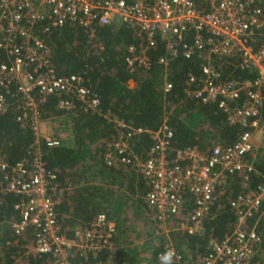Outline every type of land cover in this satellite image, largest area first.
I'll list each match as a JSON object with an SVG mask.
<instances>
[{
  "label": "built area",
  "instance_id": "obj_1",
  "mask_svg": "<svg viewBox=\"0 0 264 264\" xmlns=\"http://www.w3.org/2000/svg\"><path fill=\"white\" fill-rule=\"evenodd\" d=\"M113 22L132 26L141 37L139 43L125 46L123 60L130 69L149 67L148 50L156 38L163 44L157 62L164 77L168 59L178 51L184 57L193 51L204 53L199 73L189 74L184 91L201 102L213 101L229 124L242 127L236 141L211 144L207 151L173 147L165 117L153 130L135 126L101 109L99 97L81 74L59 75L52 70L49 46L42 35L48 25L76 24L91 34L95 25ZM227 56L237 57V65L248 69L251 76L223 78L213 61ZM169 87L170 82L164 80L163 91ZM8 95L17 102L15 119L32 135L23 158L12 164L0 159V187L15 196L12 208L18 214L9 226L16 235L30 233L29 240L9 254L13 264H29V258L42 254H48L52 264H71V252L85 255L112 246L113 225L103 212H97L86 226L74 228L70 236L57 230L55 173L42 161L40 147L57 145L71 136L40 131L46 118L39 105L51 95L59 109L92 110L111 122L114 132L101 160L106 165H128L143 179V200L155 220H168L187 194L190 208L177 224L188 233L199 232L218 186L231 173L251 169L255 132L264 136V121L258 117L264 106L262 0H0V112L6 108ZM142 131L151 137L144 157L133 150V138ZM263 201L264 185L231 197L234 220L230 232L210 242L200 263L253 264L258 235L253 227H245V221L262 212ZM167 248H174L176 260L180 258L173 243L164 241L154 253L158 263L159 254Z\"/></svg>",
  "mask_w": 264,
  "mask_h": 264
},
{
  "label": "trees",
  "instance_id": "obj_2",
  "mask_svg": "<svg viewBox=\"0 0 264 264\" xmlns=\"http://www.w3.org/2000/svg\"><path fill=\"white\" fill-rule=\"evenodd\" d=\"M264 9V0H262ZM49 46L48 59L52 70L59 75L79 73L84 83L99 97V106L118 117H123L145 130H153L163 117L171 130L170 144L173 147L195 146L207 151L211 144H232L242 127L229 124L213 101L201 102L184 91L190 73H199L204 53L193 51L184 57L179 51L167 61L165 71L157 62L163 53L162 40L156 38L148 50L151 63L148 68H133L124 62L125 46L139 43L136 30L124 23L95 25L91 34L81 26L64 23L47 26L42 33ZM223 78L250 77L251 72L237 65L238 58L227 56L215 59ZM170 87L163 91V81ZM131 82V83H130ZM56 97L51 95L39 108L44 118L56 122V131L66 129L71 138L59 144L40 147L45 166L55 173L58 195L56 204L57 230L70 236L76 227L86 226L97 212H103L113 225L112 246L109 249L79 255L69 253L71 264H132L139 256L132 247L122 245L120 237L124 230L120 221L129 205L147 207L143 200V179L128 165L102 162L105 143L114 132L111 122L92 110H67L55 106ZM18 106L13 95L7 96V105L0 112V159L12 164L25 155L31 141L28 127L15 119ZM264 121V106L258 115ZM133 150L141 157L151 144L147 131L133 138ZM1 180V173H0ZM264 185V146L252 159V167L235 171L218 186L210 200V212L202 219V230L188 233L178 227L179 221L190 208L188 195L179 210L168 218L172 228L168 237L180 251L175 264H202L200 258L210 249L211 241H218L230 232L234 213L229 199L248 188ZM1 186V181H0ZM15 196L0 187V264H13L9 254L18 250V245L29 240L30 233L16 235L9 222L18 218L12 208ZM148 208V207H147ZM262 212L248 217L245 227H253L258 235L256 249L251 258L253 264H264V201ZM152 251V264H159ZM29 264H52L48 254L29 258Z\"/></svg>",
  "mask_w": 264,
  "mask_h": 264
},
{
  "label": "rangeland",
  "instance_id": "obj_3",
  "mask_svg": "<svg viewBox=\"0 0 264 264\" xmlns=\"http://www.w3.org/2000/svg\"><path fill=\"white\" fill-rule=\"evenodd\" d=\"M55 127H57L56 123ZM57 129L62 137L67 136L66 129ZM54 133L56 134V132ZM263 146L264 136L257 130L253 142V152L255 153ZM127 208H130V211H125L123 213L121 226L124 230V235L120 237V242L122 245L132 247L136 252H139V256L137 257L138 262L136 264H152V251L156 243L170 240L168 233L172 228L176 227L177 224L174 223L170 225L171 222L168 220L163 222L155 220L151 211L147 207L144 208L142 205L136 206L131 204ZM109 263L111 264L112 262Z\"/></svg>",
  "mask_w": 264,
  "mask_h": 264
},
{
  "label": "crops",
  "instance_id": "obj_4",
  "mask_svg": "<svg viewBox=\"0 0 264 264\" xmlns=\"http://www.w3.org/2000/svg\"><path fill=\"white\" fill-rule=\"evenodd\" d=\"M55 123H54L53 120L52 121L51 120L48 121L46 119L42 120L41 123H40V131L42 132V134L43 135H53V134H55L54 133V132H56L55 131V129H56ZM126 209H125L126 212L130 211V208H126ZM121 221H123V219ZM121 221H120V223H121ZM164 241H170V240H164ZM159 242L156 243V247H157V245H160L162 243L161 241H159ZM137 262H138V259L136 258V261L134 263H132V264H136Z\"/></svg>",
  "mask_w": 264,
  "mask_h": 264
},
{
  "label": "clouds",
  "instance_id": "obj_5",
  "mask_svg": "<svg viewBox=\"0 0 264 264\" xmlns=\"http://www.w3.org/2000/svg\"><path fill=\"white\" fill-rule=\"evenodd\" d=\"M177 254L174 248H167L158 256L159 264H175Z\"/></svg>",
  "mask_w": 264,
  "mask_h": 264
}]
</instances>
